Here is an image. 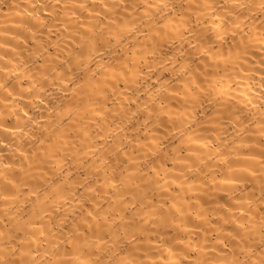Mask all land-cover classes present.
<instances>
[{
  "label": "bare ground",
  "instance_id": "6f19581e",
  "mask_svg": "<svg viewBox=\"0 0 264 264\" xmlns=\"http://www.w3.org/2000/svg\"><path fill=\"white\" fill-rule=\"evenodd\" d=\"M0 264H264V0H0Z\"/></svg>",
  "mask_w": 264,
  "mask_h": 264
}]
</instances>
